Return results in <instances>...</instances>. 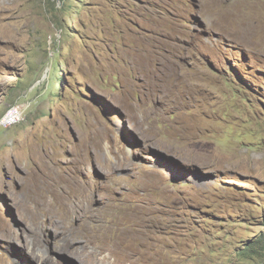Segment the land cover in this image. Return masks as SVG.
Masks as SVG:
<instances>
[{"label": "rangeland", "instance_id": "obj_1", "mask_svg": "<svg viewBox=\"0 0 264 264\" xmlns=\"http://www.w3.org/2000/svg\"><path fill=\"white\" fill-rule=\"evenodd\" d=\"M0 14V122L23 115L0 123V264H264V0ZM41 171L76 177L106 224L110 199L127 243L104 259L78 219L44 211Z\"/></svg>", "mask_w": 264, "mask_h": 264}, {"label": "bare ground", "instance_id": "obj_2", "mask_svg": "<svg viewBox=\"0 0 264 264\" xmlns=\"http://www.w3.org/2000/svg\"><path fill=\"white\" fill-rule=\"evenodd\" d=\"M163 57L164 55L153 56L149 65V69L152 73L158 71V63H162ZM15 110L16 109H11L1 120L0 123L4 125L17 123L11 122L10 118L7 117ZM19 121L20 119H18V122ZM80 159H82V157ZM47 174L48 173H45L43 171L36 173V186L43 189L44 192H47V194L49 195V199L44 201V203L42 202V209L50 213L56 212L58 214L66 215L68 216V218L78 219L79 226L82 228H80V234L87 238L88 244H98L100 246V250H103L105 252V257L103 258L110 259L109 257H111V253L115 252L120 247V245L127 243L126 239H123L124 232L122 235V232L118 228L121 218V214L119 215L120 212L115 211V209L110 206V199L109 202L108 200H106L107 202L105 203L107 204V206L104 210L105 212H103L106 214L116 213L117 219L115 218L116 220L110 221L107 224L104 222L102 223L103 220L100 217L101 212L95 210L94 207H92L91 205V202L93 201L94 197L93 191H88V189H86L83 184H80L77 181L76 177L72 175L68 174L61 176L59 174L56 175L57 179H55L54 181L47 179ZM61 188H64L66 190L60 191ZM102 198H105V196ZM44 224L46 228L51 227L54 229V231H57L53 219L47 218L44 221ZM106 232L111 233L110 237H104L103 233ZM128 250L131 251V248ZM129 251L125 252V257L129 256ZM125 257L123 256V258Z\"/></svg>", "mask_w": 264, "mask_h": 264}, {"label": "built area", "instance_id": "obj_3", "mask_svg": "<svg viewBox=\"0 0 264 264\" xmlns=\"http://www.w3.org/2000/svg\"><path fill=\"white\" fill-rule=\"evenodd\" d=\"M22 108L20 105H17L16 110L13 111L11 114H9L7 117L10 118L11 122H17L18 123V119H22Z\"/></svg>", "mask_w": 264, "mask_h": 264}]
</instances>
